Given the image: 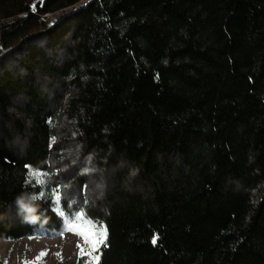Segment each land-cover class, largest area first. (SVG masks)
I'll use <instances>...</instances> for the list:
<instances>
[{
	"label": "trees",
	"instance_id": "1",
	"mask_svg": "<svg viewBox=\"0 0 264 264\" xmlns=\"http://www.w3.org/2000/svg\"><path fill=\"white\" fill-rule=\"evenodd\" d=\"M81 1L0 0V240L60 233L59 189L107 228L99 264H264V0L46 17Z\"/></svg>",
	"mask_w": 264,
	"mask_h": 264
},
{
	"label": "rangeland",
	"instance_id": "2",
	"mask_svg": "<svg viewBox=\"0 0 264 264\" xmlns=\"http://www.w3.org/2000/svg\"><path fill=\"white\" fill-rule=\"evenodd\" d=\"M84 1L82 0L75 6L67 7V9L58 13L48 14L46 17L53 21L58 16L64 13L67 14L74 7L80 6ZM33 171L34 173L41 174L43 183L46 181L45 174L43 175L40 171ZM36 179L38 178L36 177ZM38 180L40 181V179ZM55 210L58 212L62 210L61 204L59 207L55 205ZM67 216L65 213V217ZM84 219L89 220L85 216ZM62 232L63 234H61ZM78 245L87 247L82 237L63 230L58 234L41 232L30 237L18 239L17 241L0 240V264H73L81 257ZM41 253H45V255L41 256Z\"/></svg>",
	"mask_w": 264,
	"mask_h": 264
},
{
	"label": "snow or ice",
	"instance_id": "3",
	"mask_svg": "<svg viewBox=\"0 0 264 264\" xmlns=\"http://www.w3.org/2000/svg\"><path fill=\"white\" fill-rule=\"evenodd\" d=\"M54 139L55 138H53V140ZM30 175L37 177L40 179V182L43 183L41 174L30 173ZM53 191L55 193V205L59 207L62 202L61 192L59 189H53ZM59 215L61 217H65V210H60ZM63 224V231L75 233L83 238L84 244L87 245V247L81 245H78V247L80 248L79 255L81 257L87 256L89 258L88 261H86V264H99L101 256L98 253L101 246L106 244L108 236L107 228L104 226H100L98 228L97 225L92 223L90 220H85L83 212H78L74 216L71 212H69L68 216L65 217ZM61 234H63V232ZM157 239L158 238H153L151 241L152 244L155 245L157 243ZM43 255H45V253H41V256Z\"/></svg>",
	"mask_w": 264,
	"mask_h": 264
},
{
	"label": "clouds",
	"instance_id": "4",
	"mask_svg": "<svg viewBox=\"0 0 264 264\" xmlns=\"http://www.w3.org/2000/svg\"><path fill=\"white\" fill-rule=\"evenodd\" d=\"M18 215L26 223L36 224L41 222L43 213L37 203L35 195L22 194L16 199Z\"/></svg>",
	"mask_w": 264,
	"mask_h": 264
},
{
	"label": "water",
	"instance_id": "5",
	"mask_svg": "<svg viewBox=\"0 0 264 264\" xmlns=\"http://www.w3.org/2000/svg\"><path fill=\"white\" fill-rule=\"evenodd\" d=\"M46 16H48V14Z\"/></svg>",
	"mask_w": 264,
	"mask_h": 264
}]
</instances>
